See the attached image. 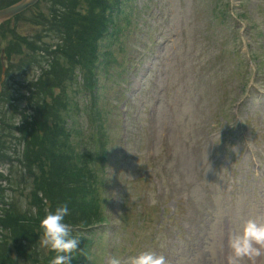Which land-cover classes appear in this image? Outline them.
<instances>
[{
    "label": "rangeland",
    "instance_id": "374dc122",
    "mask_svg": "<svg viewBox=\"0 0 264 264\" xmlns=\"http://www.w3.org/2000/svg\"><path fill=\"white\" fill-rule=\"evenodd\" d=\"M135 1L134 7L138 5L142 12L141 16L146 17L144 22L146 28L161 24V19L158 18L159 14L166 24L164 31L168 37L161 40L164 44L165 58L155 64L159 63L161 68L157 90L164 89L166 83V86L170 88L172 100L177 102L174 113L180 115L175 118L187 116L182 139L178 140L174 135L180 122H172L168 111L164 108L159 113V121L162 127H167L172 131L175 153L186 174L180 170L184 176L182 180L176 178L175 186L183 189L190 205L185 212V207L177 204V208H179L177 213L165 224L161 223L159 219L157 213L160 212V209L156 203L152 204L155 207V213L153 209L145 208V205L138 206L140 198L149 194V191L138 179L147 158L146 140L142 137L141 129L143 118L137 121L131 118L127 120L128 132L125 140L130 153H128L130 162L122 170L120 165L124 163L122 160L124 142L119 139L120 115L113 105L122 101L123 97L126 98L127 95L135 93L133 90L136 89L135 84L137 80L139 81L138 75L142 72L143 66L141 65L135 70L131 68L130 74L124 65L127 58H123L124 52L118 50L113 57L115 62H112L108 74L99 70L98 88L95 92L96 110L102 113L107 129L106 141L109 161H107V167H109L110 178L107 193L103 194L105 198L109 199V203L104 209L107 218L106 225L110 226L111 223L116 222L115 216L120 213L119 216L124 223V233L117 234L115 241L118 243V252H123L122 256L126 257L122 264H127V259L132 256V252L139 254L144 249L164 255L167 264H227L229 233L246 221V218L251 214V207L258 210L253 214V218L261 220L260 224H264V204L257 199L252 202L246 212L243 202L245 194L248 195L246 189L250 187L251 179L255 180V183L251 185L255 192L263 183L255 177L253 162L246 168L242 165V162L249 159L248 154L244 152H242V157L236 167L239 170L237 179L236 173L227 179L226 173L217 174L215 178L207 176V172L199 175L198 167L204 158L206 149L201 141L202 129L206 126L204 118L213 115L216 103L219 106L217 113L224 121L231 124L232 113L236 108L235 103L242 97L241 87L248 79V75L246 79H243L242 74L234 75L233 71H239V67L247 68L249 65L255 69L262 63L264 66L262 38L257 31L254 33V29H252L256 27L252 23L246 3L240 8L236 7L238 6L236 3L234 8L237 14L246 19L240 24L239 20L234 21L230 18L223 20L218 16H211L208 4L213 0ZM43 6L41 4L38 10H43ZM150 9L154 14L148 13ZM127 13H131L133 16L132 20L135 26L140 25L141 18L135 14L133 9H127ZM17 22L15 23L16 29L22 35L28 32L27 29L32 28L19 20ZM231 26H236V30L233 31ZM132 45L133 47L137 46L140 51L135 53ZM127 48L130 51L128 57L131 56L132 61L138 59L141 61L146 56L153 54V50L149 48L147 34L137 33ZM113 65H120V67ZM36 71V68L30 69L25 75H22V80L36 77L38 74ZM77 77L76 81L81 84V77ZM258 82L260 86H264L263 77L260 74L255 80V83ZM84 96L86 94L83 92L77 95L70 92L75 109L78 107L81 111L72 119V122H76L82 129L79 136L74 138V143L79 146V149L86 146L87 149L89 148L87 142L93 129L92 124H87L88 121L93 120V113L91 111L87 115L83 113L86 107L90 110L91 99ZM252 108L254 109V106ZM258 108L260 109L261 105ZM241 116L245 117L248 114L242 111ZM258 122L255 123L256 127L261 126L259 119ZM241 145L239 141L236 148L240 149ZM116 167L118 168L116 169ZM262 169L259 170L262 171ZM229 178L236 179L240 190L245 193L244 197L235 204L234 211L228 206L227 194L223 189H220L223 180L226 179L225 187L230 184ZM259 190L262 192L263 188ZM124 191L128 192L121 196L120 192ZM219 192L221 193L219 194ZM111 197L114 198L111 200ZM150 197L153 198L152 193ZM119 199L122 200V203H117ZM165 214L167 215V209H165ZM157 225L161 226L157 232L159 244L150 246L149 239ZM109 226L105 229L99 228L100 230L97 229L93 233V242L88 250V252H92V256L88 257L87 264H102L100 255L104 242L103 236L100 234L102 231L103 234L109 232ZM255 264H264V254L256 258Z\"/></svg>",
    "mask_w": 264,
    "mask_h": 264
},
{
    "label": "clouds",
    "instance_id": "9594fccd",
    "mask_svg": "<svg viewBox=\"0 0 264 264\" xmlns=\"http://www.w3.org/2000/svg\"><path fill=\"white\" fill-rule=\"evenodd\" d=\"M69 214L68 204H60L40 222V247L55 253L51 264H71L76 258L74 254L78 253L81 238L73 236L71 226L65 223ZM227 246V264H255L256 258L264 254V224L247 220L236 226L229 233ZM110 264H121V261L113 257ZM127 264H167V260L164 255L149 250L129 256Z\"/></svg>",
    "mask_w": 264,
    "mask_h": 264
},
{
    "label": "trees",
    "instance_id": "16d2710c",
    "mask_svg": "<svg viewBox=\"0 0 264 264\" xmlns=\"http://www.w3.org/2000/svg\"><path fill=\"white\" fill-rule=\"evenodd\" d=\"M86 2L90 7L89 10L91 16L95 15L96 9L101 8L99 5L101 0H86ZM83 19L86 20V18ZM97 24H99V22ZM55 129H57L60 132V135H62L63 132L58 128L57 125L55 126ZM43 133L44 134L42 137L38 135L34 137V145H40V147H38V150L41 152V154L34 155L32 161L39 164L43 168L46 167V171H44V174L47 175V178L49 179L51 185V190L47 194L48 198L52 201H61L62 198H65L64 194L69 192L70 190L71 196H76L79 192L78 188H81L79 187L80 185L83 186V190H85V186L92 188L94 175L90 169L85 170L83 168H71L66 166V164L61 161V153H58L57 157L51 162L43 159L44 155L46 157L53 155V150H55V148L57 147L55 140H48V128H45ZM47 141L51 142L49 144V149H47ZM58 159H60V162H57ZM47 162L49 163V165L47 164ZM68 184H74L76 185V187L65 188ZM86 194L87 192H84L80 196V199L83 202L86 200Z\"/></svg>",
    "mask_w": 264,
    "mask_h": 264
}]
</instances>
